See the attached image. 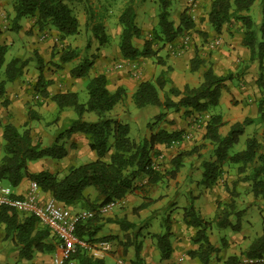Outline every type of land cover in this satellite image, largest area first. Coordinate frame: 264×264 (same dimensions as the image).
Instances as JSON below:
<instances>
[{
  "label": "crops",
  "instance_id": "0c3cea01",
  "mask_svg": "<svg viewBox=\"0 0 264 264\" xmlns=\"http://www.w3.org/2000/svg\"><path fill=\"white\" fill-rule=\"evenodd\" d=\"M69 1H67L68 6L74 8L75 6H72ZM153 1L155 2V0ZM157 2L160 5L159 0ZM211 3H209L207 12H209ZM179 5V0H171L169 8L170 20L174 22L176 27L180 25L181 16L184 13V8H180ZM256 5H259V0H254L253 6ZM140 7V9L135 8L136 21L147 22L144 26L145 33L153 32L155 25L158 23L156 22L153 26L149 25L157 15L155 7L146 8L145 2ZM202 12V10L198 12L199 16H205ZM250 14L252 16V13ZM144 16L146 17L145 20L143 19ZM206 17L202 28L209 34L207 40L210 42L215 38L221 39V45L216 50H209L208 44L204 45L197 36L185 50H182L179 47L180 36L173 43H167L160 52L155 51L156 57H140L136 60H127L122 57L124 60L120 62L128 65L130 69L127 66L123 69L113 68L112 56L103 53L100 60L83 77L71 76V70L75 67H70L72 60L62 62V54L60 57L61 70L57 71L50 79L45 78L53 81L47 88L50 98H43L34 89L29 90L26 86L20 84L21 77L14 82H6L5 91L0 95V99L9 100L10 102L9 113H7L3 124L0 126V161L4 156L3 129L6 124H13L20 129L21 126L28 123L27 128L31 125L32 129L30 131L33 136L34 131L37 132V129L35 128L36 123L32 119L37 116L42 127H46L45 129L51 131L55 130V134L51 131L46 132V137L41 141L35 140V143L40 142L43 146H46V138L50 137L47 142L48 146L52 145L58 136L69 129L78 119V115L71 107L60 110L56 103L51 100V97L56 94L71 92L77 93L80 100V92L83 93L85 89L87 90L90 79L99 75H104L107 78V87L111 92L116 91L118 88L126 90L127 98L124 103L120 104L124 105L127 102L126 109L121 110L118 108L120 106L118 104L108 115L113 118L118 117L117 119L120 121L121 118L133 119V126L129 125V136L132 134L130 138L135 143H149L152 137L163 131L170 134L180 133L181 136L186 133L191 134L190 140L181 141L177 145L154 144L150 151V158L153 163L157 164V170L161 173V178L156 183H150L149 176L144 172L139 173L135 179L134 190L121 198L122 204L119 207L105 215H95V217L82 222L93 220L91 230L94 233L92 239L97 241L93 244L95 247H98L100 242H110L111 249L105 252L102 257L105 264L108 260H112V264H203L198 257H191L189 254L191 251H197L200 248V243H197L194 239L197 229L187 225L184 221L185 209L191 205L202 219L212 222L207 235L215 251L209 256L207 264H225L233 255H237L241 261L247 262L249 259L245 253L252 242L261 236L263 232L264 200L260 196L255 197L253 193L252 168L240 173L237 165L226 161L223 163L220 177L213 185L207 187L204 185V181L206 163L217 161L216 144L205 137L207 124L212 115L222 117L223 126L219 129L222 138L228 136L234 124L242 123L246 119L252 121L245 127L239 143L230 148V155L245 150L246 140L251 137L258 139L262 145L261 152H264V127L258 120L259 104L262 101L264 105V60L262 65L258 61L251 60L250 50L241 43L243 40V26L241 23L231 22L225 24L221 33H216L208 22V14ZM78 20L79 33L93 32V27H87L90 21L86 16L79 15ZM36 21L37 17L22 19L19 22V36L24 39L27 50L37 51L41 58L46 59L48 56L50 60L52 49L48 51V47L53 46L54 41H58L55 36L59 38H62V36L53 28L51 32L55 34V40L49 38L46 28L41 30ZM259 23L260 13L258 19L255 20L256 25H259ZM104 27L105 33L108 30L110 31V29ZM14 33L16 32L10 29L6 34H3L4 39L0 44L2 45L5 42L7 46L17 47L18 43L12 42V39L15 40L16 38ZM96 40L98 39L96 38ZM171 45L172 47H170ZM24 49L16 58L24 57ZM195 56L204 61V65L193 71L191 61ZM155 58L156 61H153ZM210 66L217 75H222L224 68L233 71V68L242 66L244 69L241 76L243 87L240 90L234 87L233 81H237V78L226 81L221 90L219 104L205 112H196L191 108L184 107L174 110L148 106L140 109L136 107L138 113L133 112L135 115H130L132 111L129 110L132 105H135L133 96L141 83L146 81L155 83L159 77L164 78V86L158 88L161 101L164 102L166 98H171L178 102L180 98L174 97L170 90L173 87L180 91H183L185 87L198 88L203 82L201 72H204ZM35 99H39V102L46 100L49 103L50 113L55 111L56 119L50 121V126H46V116L48 114L44 107L47 102L38 109L33 103ZM234 99L239 102L237 105L231 103ZM161 113H164V115L158 118ZM98 119L96 112H85L82 116V120L87 122H95ZM64 125L65 128L63 129ZM243 136H245L244 139H242ZM64 142L68 150L65 158L60 160L42 158L31 161L28 163V172L31 174L41 171L66 172L74 168L70 162L74 158L87 156L90 162L98 159L97 152L90 148V137L88 135L74 133L69 138H65ZM109 143L113 144V139H110ZM113 153L114 148H111L102 159L109 162ZM178 155H182L181 165L175 176L172 177L173 161ZM258 165L259 163L255 164V167ZM31 182L33 181L25 176L17 187H12L13 193L18 197L26 196ZM1 184L10 186L6 181ZM40 195L43 201L47 197H51L48 192H40ZM84 195L94 201L97 192L94 188H87ZM144 202L147 203V206L135 213L134 210ZM232 202L234 207L229 208V203ZM225 208L229 212L226 221L222 217V211ZM71 210L82 213L92 211L83 203L71 207ZM18 214L20 219L27 216L19 212ZM224 222L226 225H223ZM127 224L135 227L125 228ZM235 226H239V229L235 230L233 228ZM37 227L48 230L40 223L37 224ZM166 233L170 234L169 242L172 253L168 259L162 260L161 250L156 239ZM5 235V226L1 225L0 264H53L52 259L56 252V246L53 254L36 252L31 259H27L22 255L21 248L15 243L16 241L10 237L5 238ZM53 237L50 233L49 239H47L48 243L51 242L56 245V239Z\"/></svg>",
  "mask_w": 264,
  "mask_h": 264
},
{
  "label": "trees",
  "instance_id": "16d2710c",
  "mask_svg": "<svg viewBox=\"0 0 264 264\" xmlns=\"http://www.w3.org/2000/svg\"><path fill=\"white\" fill-rule=\"evenodd\" d=\"M68 0H13V29L19 30V22L24 18L37 17V25L42 30L46 26L53 27L62 38L77 35L79 33V20L73 9L68 6ZM161 12L159 14L157 39L163 44L173 43L185 31L194 28V21L190 19L187 12L181 16L180 25L175 26L170 20L171 0H159ZM254 0H212L208 22L216 33H221L223 26L231 22H239L243 26L242 44L251 52V60L258 61L262 65L264 60V0H259L260 23L255 24L251 16V8ZM119 22L123 26L120 41V52L127 60H136L140 57H156V52L152 48L150 41L145 43L140 50L133 44L134 39L141 37V30L136 24L135 7L127 5L122 11ZM93 33L99 40L100 45L107 42L106 33L101 25L93 27ZM8 46L0 45V73L3 71L4 79L1 86L6 82H14L22 77L24 70L28 66V61L22 58H14L6 63V56L9 52ZM74 55L64 53L62 62H69ZM39 75L34 90L43 98H50L48 86L51 81H47L42 71V58L37 56ZM204 65V61L195 56L191 61L192 70H197ZM93 66L92 62L83 61L71 70V76L83 77ZM232 75H217L212 67L206 68L203 72V82L198 88L185 87L183 91L172 88L170 93L177 98L175 102L171 98L161 101L158 88L164 86L165 80L159 77L157 81H146L139 85L133 96L134 104L137 108L148 106L162 109L178 110L180 107L191 108L196 112L209 111L219 104L221 90L226 81H231ZM262 82V81H261ZM88 100L81 103L77 93H60L51 97L60 110L71 107L78 115V119L60 134L56 141L50 146H43L36 142L31 135L29 128L21 131L13 124H6L3 129L4 156L0 161V183L6 181L11 187H17L22 178L28 177L31 181L39 185L41 192L50 194L60 205L71 209L77 204L83 203L92 211L100 206L114 200L121 199L135 188V179L139 173L144 172L149 176L150 183H156L160 178V172L152 168L150 151L155 143L171 145L181 139L180 133L161 132L152 137L149 143L137 144L129 136L130 127L117 118L108 115L118 104L124 103L127 94L124 88H118L111 92L107 87V78L104 75L96 76L87 84ZM85 112H96L99 119L95 122L82 120ZM258 120L264 127V105L259 104ZM161 113L158 118H161ZM252 121L244 120L242 123L234 124L227 137L222 138L219 129L223 126L220 115H212L207 124L205 137L215 142L217 161L206 163L204 185H213L222 173L223 163L228 161L237 165L238 172H245L252 168L253 193L255 197L260 196L264 200V152H261L262 145L256 137L246 140L245 150L233 155L229 154L230 148L239 143L240 137L244 134L245 127ZM74 133H84L90 137V148L96 151L98 159L84 165L74 167L59 177L57 174L41 171L36 174L28 172V163L42 158H52L56 160L67 156L68 150L65 147V138H69ZM113 139V144H110ZM114 148V153L109 162L102 158ZM260 154L259 156H257ZM182 155H178L173 161L171 176L174 177L181 165ZM259 163L255 167V164ZM87 188H94L97 197L94 201L85 197ZM147 203H142L134 211L144 209ZM234 203H229V208H233ZM223 220L226 221L229 212L223 209ZM96 220V218H95ZM184 221L187 225L196 228L197 234L194 238L200 243L197 251H191V257H198L203 264H207L209 256L215 251L210 244L207 232L212 222L202 219L194 207L191 205L185 209ZM38 220L30 215L19 218L18 212L7 207H0V226H5V238H12L20 246L22 255L31 259L36 252L51 253L55 251V244L49 242V230L37 227ZM93 220L81 223L77 227L76 235L79 239L94 244L92 237ZM223 225H226L225 222ZM126 227H135L127 224ZM235 230L239 226L233 227ZM169 233L158 236V246L161 250V259L166 260L172 253L169 242ZM54 238V237H53ZM1 240V239H0ZM138 252V249H137ZM249 259L247 262L240 260L239 256H231L225 264H264V229L257 239L250 245L245 253ZM105 264L104 260L97 258L92 253L84 249H78L71 259L65 264Z\"/></svg>",
  "mask_w": 264,
  "mask_h": 264
},
{
  "label": "rangeland",
  "instance_id": "374dc122",
  "mask_svg": "<svg viewBox=\"0 0 264 264\" xmlns=\"http://www.w3.org/2000/svg\"><path fill=\"white\" fill-rule=\"evenodd\" d=\"M69 2L72 6H75L72 9L74 11V14L77 16V18L79 17V15H83V16H86V18L90 21V24L89 26L87 25V27L106 25L105 27L104 26L103 27L104 28L107 27V29H110V31L109 30L106 31L107 33L106 36L108 37L107 42L103 46L100 45L99 41L96 40V38L94 37L93 32L92 33L81 32L77 35L66 37L64 39L59 38L58 36H55L58 40L57 41L58 43L54 41V45L53 46L51 45L50 47H48L49 48L48 51L52 49L51 59L49 60L48 56L46 59L42 58V61H43L42 71L46 79L48 78L50 79V77H53L57 73V71L61 70L62 64H61L60 57L64 53H70L71 55H74L72 59V63H70V67H76L80 63V61L92 62L94 65L96 62H98V60H100L103 53L104 55L109 54L110 56H112V59H113L112 67L115 68L116 64H119L121 63L120 61L124 60L122 58V54L120 52V46H119L120 41H121V35L123 32V26L119 22V15L125 9V7L131 4L135 8L140 9L141 8L140 6L143 5L144 2H145L146 8H150L154 6L157 15L152 19V23L149 26L155 25L156 22L158 23L159 14L161 12L160 5L157 2V0H155V2L153 0H145V1L144 0H70ZM210 2H212V0H195L194 4L190 5L187 2V0H179L180 8H184V12H187V15H189L190 19L194 21V28L189 31H185L181 35L179 47L182 50H185V48L191 44V41L196 39V36L200 39V41L204 45H207L209 43V40H207L209 34L207 31H205L202 28V25L205 24V20L207 18L206 15L208 14L207 8L209 7ZM200 10L203 11L202 13L205 16H199L198 12ZM13 13H14L13 12V0H0V43L4 39L3 34H6V32L9 31L10 29L16 32L14 33V36L16 38L15 40L12 39V42L18 43V46L15 48L13 46H8L9 52L6 56V63L18 57L20 52L26 47V43L24 39L19 36L18 30L13 29L14 27ZM251 13L254 18V21L257 20L259 13H260V6L259 5L253 6ZM143 19L145 20L146 17L144 16ZM136 24L141 30V37L133 40L134 46L142 50L144 48L143 45H145L147 41H150L152 44L153 50L156 51L157 53L160 52L161 49L166 44H163L162 41L157 39L156 32H159L158 24L155 25L156 27L154 31L149 32V33L144 32L145 31L144 26L147 24V22L141 21V20L139 22L138 20L136 21ZM45 28H46L47 33L49 34V38H54L53 40H55V37H54L55 34L51 32L53 27L46 26ZM27 36H33V35H27ZM3 44H5V42H3ZM170 47H172V45ZM26 48L24 49V57L22 59H26L29 63L26 69L24 70L23 76L20 78L19 81H20V84L26 86L27 89L32 90L37 82L38 75H39V70H38L39 66L37 63V56H40V54L37 51H30V50H27ZM216 49H213V50H216ZM153 61H156V58ZM125 66L129 68L128 65H125ZM4 69L5 67L3 68V71ZM230 70L231 69L229 68L228 69L224 68L222 75L231 74L233 79L237 78V81L235 82L233 81V84L236 89L240 90V88L243 87L241 76H242V71H244V69L241 66L238 68H233V71H230ZM3 71L0 73V95L4 93L5 84H6L5 83L4 85L1 86V83L4 79ZM201 73L203 74V72ZM50 81L53 82L52 80ZM87 99H88V95H87V90L85 89L83 93L80 92V100L81 102H84V101H87ZM46 102H47L46 100H43L42 102H39V99L33 100L34 105L37 106L38 109L40 108V106H43ZM232 102L234 105H237L239 103L235 99L232 100L231 103ZM9 103H10L9 100L0 99V126L3 124L4 118H6L7 113H9V110H8ZM126 104L124 105L119 104L120 106L118 108H120L121 110H123L124 108L126 109V106H127ZM48 107H49V103L47 102L46 106L44 107L46 109V113L48 114V116H46V119H47L46 126H50L51 124L50 121L51 120L53 121L54 119H56L55 117L56 113H54L55 111L50 113V110L48 109ZM129 111H132V114L130 115H135V113L133 112L138 113V109L136 108L135 105H132ZM32 120L35 121L36 123L35 128L37 129V132L34 131L35 134L33 135V139L35 137L34 141L35 140L41 141L43 138L46 137L45 133L46 132L48 133L51 130L45 129L46 127L43 128L41 125V121L37 118V116L33 117ZM121 121L130 126H133L134 124L133 119H122L121 118ZM27 125L28 123H25L23 126H21L20 128L21 131L27 128ZM64 128H65V125L63 126V129ZM29 129L30 130L32 129L31 125ZM54 132L55 130L51 131V133L55 134ZM244 138L245 136L242 137V139ZM49 139L50 137L46 138V141H45V144H47L46 146H48L47 140ZM70 162H71L72 167H78V166H81V165H84L90 162V160L87 158V156H84V157H80L77 159L74 158ZM55 169L57 170V168ZM63 172L52 173V174H57L59 177H61V176H64L68 172V170L64 173ZM112 263H113L112 260L107 261V264H112Z\"/></svg>",
  "mask_w": 264,
  "mask_h": 264
},
{
  "label": "built area",
  "instance_id": "2783aa9c",
  "mask_svg": "<svg viewBox=\"0 0 264 264\" xmlns=\"http://www.w3.org/2000/svg\"><path fill=\"white\" fill-rule=\"evenodd\" d=\"M192 5L195 0H187ZM220 38H215L208 43L210 50L218 48L221 44ZM125 65L119 63L115 65L116 69H123ZM199 119V118H198ZM191 139V134L186 133L181 136L180 140L172 142L171 145H177L181 141ZM152 168L157 170V164L152 162ZM39 185L31 182L26 196L18 197L13 193L11 186L0 183V207H7L25 215L35 217L38 222L45 226L56 239V252L53 255V264H65L77 252L78 249H84L92 253L97 258L103 257L105 252L111 249L110 242H100L98 247L81 240L77 237V227L87 219L95 215H105L122 204L121 199H114L97 210L87 212H73L71 209L60 205L52 197H47L43 201L40 195Z\"/></svg>",
  "mask_w": 264,
  "mask_h": 264
}]
</instances>
